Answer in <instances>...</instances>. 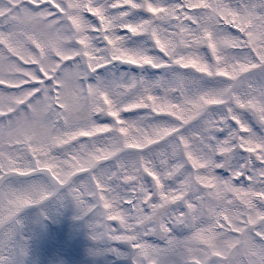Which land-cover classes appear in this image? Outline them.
<instances>
[{"label":"snow or ice","instance_id":"6c2138e0","mask_svg":"<svg viewBox=\"0 0 264 264\" xmlns=\"http://www.w3.org/2000/svg\"><path fill=\"white\" fill-rule=\"evenodd\" d=\"M68 199L130 264H264V0H0V249Z\"/></svg>","mask_w":264,"mask_h":264},{"label":"rangeland","instance_id":"374dc122","mask_svg":"<svg viewBox=\"0 0 264 264\" xmlns=\"http://www.w3.org/2000/svg\"><path fill=\"white\" fill-rule=\"evenodd\" d=\"M78 215L70 199L33 208L22 214L16 239L0 249V256L5 264H130L108 250L112 244L94 241Z\"/></svg>","mask_w":264,"mask_h":264},{"label":"trees","instance_id":"16d2710c","mask_svg":"<svg viewBox=\"0 0 264 264\" xmlns=\"http://www.w3.org/2000/svg\"><path fill=\"white\" fill-rule=\"evenodd\" d=\"M38 262V261H37ZM40 263V262H39Z\"/></svg>","mask_w":264,"mask_h":264}]
</instances>
